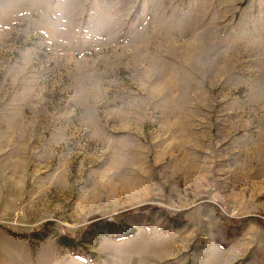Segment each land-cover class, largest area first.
Instances as JSON below:
<instances>
[{"label": "rangeland", "instance_id": "374dc122", "mask_svg": "<svg viewBox=\"0 0 264 264\" xmlns=\"http://www.w3.org/2000/svg\"><path fill=\"white\" fill-rule=\"evenodd\" d=\"M0 264H264V0H0Z\"/></svg>", "mask_w": 264, "mask_h": 264}, {"label": "trees", "instance_id": "16d2710c", "mask_svg": "<svg viewBox=\"0 0 264 264\" xmlns=\"http://www.w3.org/2000/svg\"><path fill=\"white\" fill-rule=\"evenodd\" d=\"M144 209H137V210H133V211H129L128 213H134V212H141L143 211ZM219 213V211H218ZM164 216L163 217H166L164 213H162ZM220 215V213H219ZM222 217V216H221ZM167 218V217H166ZM223 218V217H222ZM113 219L116 220V216L115 218H110L109 222H105V226L106 227L105 229V234L108 235L109 237L111 238H115V239H124L127 237L128 234H124V233H121L119 232V230H117V228H113V226L115 225ZM169 220L171 221H174V222H178L179 220L177 218H169ZM224 219V218H223ZM225 220V219H224ZM5 231L9 234V236H11L12 238H15V239H22V238H25L27 237L28 235L27 234H24V233H16L14 232L13 230L9 229V228H5ZM35 231V230H34ZM33 231V232H34ZM84 231V230H83ZM31 235V234H30ZM32 235H34L33 238H39V233H36L34 232ZM59 242L67 247L68 249L72 250V251H76L77 249V242H76V238L75 236L71 235L70 233H63L60 237H59ZM86 255V254H85ZM77 258L79 259H83L85 258L84 256L80 257L79 255H76Z\"/></svg>", "mask_w": 264, "mask_h": 264}]
</instances>
